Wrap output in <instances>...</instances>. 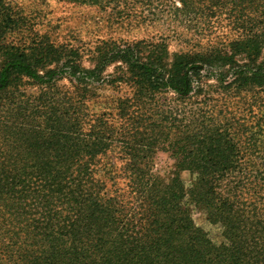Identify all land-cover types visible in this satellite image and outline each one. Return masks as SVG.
<instances>
[{
	"label": "trees",
	"instance_id": "obj_1",
	"mask_svg": "<svg viewBox=\"0 0 264 264\" xmlns=\"http://www.w3.org/2000/svg\"><path fill=\"white\" fill-rule=\"evenodd\" d=\"M204 1L239 14L237 40H105L92 68L0 14V264H264V3ZM159 152L168 175L153 172Z\"/></svg>",
	"mask_w": 264,
	"mask_h": 264
},
{
	"label": "rangeland",
	"instance_id": "obj_2",
	"mask_svg": "<svg viewBox=\"0 0 264 264\" xmlns=\"http://www.w3.org/2000/svg\"><path fill=\"white\" fill-rule=\"evenodd\" d=\"M97 1V4H93L88 0H0V14L4 11L13 13L14 18H21L25 22L33 35L45 37L56 45L84 49L82 65L85 68L93 67L94 63L90 61L88 51L100 41H157L163 38L169 45V51L176 52L187 51L192 46L198 47L195 50L225 46L237 40L241 34L239 14L230 12L229 3L217 6L210 1L198 0V4L193 0L195 9L182 16L175 11V8L180 7L177 0ZM259 2L263 4L264 0ZM16 37V34L10 33L7 35V41L15 42ZM1 61L0 57V64ZM115 67L116 65L107 67L104 75H112ZM60 84L69 85L66 80H62ZM121 90L127 92L125 87ZM36 91L35 87L26 89L28 94ZM98 92L106 97L100 99L103 105L105 102L109 105L110 99L118 95V92L110 87L102 88ZM103 105L92 103L95 112L102 110L105 107ZM108 162L118 165L114 160ZM172 165L173 161L168 154L159 152L155 158L153 172L168 175ZM190 179L189 174H183L187 188ZM115 183L123 186L119 179L115 180ZM110 185L111 183L107 188H110ZM192 217L196 226L203 229L214 244L222 242L219 226L209 224L199 211L193 210Z\"/></svg>",
	"mask_w": 264,
	"mask_h": 264
}]
</instances>
